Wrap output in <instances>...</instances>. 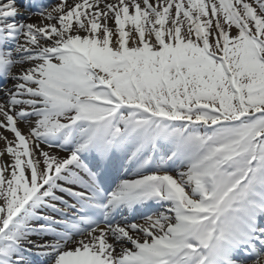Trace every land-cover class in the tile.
<instances>
[{
    "label": "snow or ice",
    "instance_id": "obj_1",
    "mask_svg": "<svg viewBox=\"0 0 264 264\" xmlns=\"http://www.w3.org/2000/svg\"><path fill=\"white\" fill-rule=\"evenodd\" d=\"M0 264H264V0H0Z\"/></svg>",
    "mask_w": 264,
    "mask_h": 264
}]
</instances>
